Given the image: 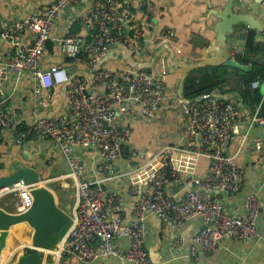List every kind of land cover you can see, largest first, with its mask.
<instances>
[{
	"label": "built area",
	"instance_id": "1",
	"mask_svg": "<svg viewBox=\"0 0 264 264\" xmlns=\"http://www.w3.org/2000/svg\"><path fill=\"white\" fill-rule=\"evenodd\" d=\"M78 1L48 0L38 12L0 22V40L13 46L8 58L0 59V78L10 72L26 71L38 80V92L54 85L65 87L66 110L63 113L57 116L35 113L34 120L16 126L13 135V141L18 145L38 134L52 139L66 160L67 175L74 182V222L63 238L59 252L50 253L53 258L74 254L81 261L92 262L114 256L133 264H150L142 244L148 212L169 220L176 228L191 216L201 215V228L188 250L191 257L212 252L224 236L248 241L259 238L257 219L263 201L258 193L252 192L245 197L244 210L239 213L227 211L214 193L216 189H223L232 197L241 189L243 174L236 156L245 138H240L236 152H227L238 108L230 100L218 99L213 91L203 92L192 100L180 99L178 105L184 119L180 142L164 145L143 165L126 172L135 198L133 219L124 221L122 210L126 198L122 192L109 188L106 182L121 176L115 163L122 146L131 139V113L137 110L144 116L153 115L168 99V93L162 76L145 68L120 76L101 66L91 70L90 76H80L68 72L63 64L48 67L40 64L52 36L55 18L61 10ZM130 1L134 9L151 2ZM133 16L124 0H91V7L79 16L89 37L79 34L62 37L64 56L73 61L83 58L92 66L117 43H127L132 52H139L143 46V29L134 27ZM25 30L33 34L27 44L21 41ZM5 100L0 97V129L13 125L11 115L4 108ZM38 102L46 104L42 99ZM254 120L264 123L258 110ZM256 146L258 149V143ZM77 148L83 151L78 154ZM88 150L98 158L97 169L102 174L99 177L88 175L96 167V159L86 153ZM202 154L209 159V170L199 175L195 169ZM86 158L92 161H85ZM184 176L187 188L177 200L166 186L170 180ZM9 194L14 198L17 211L27 209L32 202L28 185L22 181L0 187V197ZM121 237L128 241L124 249L115 244ZM172 244L178 248L180 238L176 237Z\"/></svg>",
	"mask_w": 264,
	"mask_h": 264
},
{
	"label": "crops",
	"instance_id": "2",
	"mask_svg": "<svg viewBox=\"0 0 264 264\" xmlns=\"http://www.w3.org/2000/svg\"><path fill=\"white\" fill-rule=\"evenodd\" d=\"M125 1L126 7L134 15V27L143 29V46L139 52H132L127 43H117L92 66L83 58L75 61L67 59L62 51L61 38L71 35L69 31L74 21L78 20L80 23L81 12L91 7V0H79L75 5L61 10L55 18L52 36L47 42L40 64L43 67L63 64L68 72L80 76H90L91 70L101 66L120 76L139 68L162 76L168 99L151 116L141 115L137 110L131 113V139L127 145L122 146L115 163L121 176L113 182H106L109 188L122 192L126 198V205L122 210L125 222L133 219L132 203L135 198L126 172L143 165L151 154L164 145L180 142L184 119L178 104L184 97H180L178 91L181 87L182 92L186 76L197 74L205 66H214L216 69L215 63H221L229 57L241 63L257 65L243 73L236 67L226 66L220 89L213 90L218 99L230 100L238 108L227 152H236L240 138H245L236 156L243 174L241 189L232 197L223 189H216L214 193L230 213L243 212L245 197L252 192L258 193L263 201L257 219L260 237L248 241L224 236L212 252L191 257L188 250L194 235L201 228V215L191 216L176 228L169 220L148 212L145 216L142 244L148 252L150 264H264V123L254 120L257 110L264 118V83L254 85L256 79L249 81L250 71L264 65V0H240L242 5L235 0V12L248 13L251 25L244 21L233 23L232 30L226 34L227 43L224 44L216 37L215 25L219 21L218 14L223 11L228 0H151L147 6L136 9L132 7L130 0ZM47 3L48 0H0V22L38 12ZM254 6H257L255 12ZM76 34L89 37L88 31L82 26ZM32 36L30 31L25 30L21 34L22 43H29ZM248 37L252 41L249 39L247 44ZM12 47L10 42L0 40V59L8 58ZM37 88L38 80L26 71L20 74L10 72L0 78V97L6 98L4 108L13 119L11 127L0 129V176L12 172L11 164L14 160L35 168L39 174L37 184L50 189L57 205L73 216L74 182L67 175V163L58 145L44 134H38L20 145L13 141L15 127L31 123L35 113L57 116L66 110L64 85L41 88L39 92ZM39 99L46 104H39ZM148 128H152L153 133L155 148L152 151L146 150L144 145L146 137L143 131ZM82 151L81 148L75 149L78 154ZM86 153L96 159V167L88 175L91 178L99 177L102 174L97 169L98 158L93 151L88 150ZM85 161L92 160L86 158ZM208 170L209 159L202 154L198 158L195 172L203 175ZM186 186L187 178L184 176L178 180H170L166 188L179 200ZM0 206L7 211H17L12 194L1 196ZM31 231L27 222L15 223L9 227L5 246L0 252V264H11L19 252L27 250ZM176 237L180 238L178 248H174L172 244ZM127 243V239L121 237L115 244L119 249H124ZM59 250L60 248L43 249V255L51 258L53 264H133L114 256L92 262L81 261L74 254H62L59 258H53L50 253Z\"/></svg>",
	"mask_w": 264,
	"mask_h": 264
},
{
	"label": "water",
	"instance_id": "3",
	"mask_svg": "<svg viewBox=\"0 0 264 264\" xmlns=\"http://www.w3.org/2000/svg\"><path fill=\"white\" fill-rule=\"evenodd\" d=\"M234 2L235 0H228L223 11L218 14L219 21L215 25L216 37L223 44L227 43L226 34L232 30L233 23L244 21L251 25L248 13L235 12ZM239 4L242 5V2L240 1ZM256 10L257 6H254L253 11ZM215 64L220 78H224L226 66L236 67L241 73L257 67L250 63H241L232 57ZM178 93L182 97L181 87ZM11 167L12 172L0 176V187L22 181L28 185L32 202L23 211H7L0 206V252L5 246L9 227L15 223L27 222L32 228L29 247L26 251L19 252L11 264H53L51 258L44 257L43 249H58L59 244L72 226L74 218L57 205L55 195L50 189L37 184L39 174L35 168L17 160L12 162Z\"/></svg>",
	"mask_w": 264,
	"mask_h": 264
},
{
	"label": "trees",
	"instance_id": "4",
	"mask_svg": "<svg viewBox=\"0 0 264 264\" xmlns=\"http://www.w3.org/2000/svg\"><path fill=\"white\" fill-rule=\"evenodd\" d=\"M81 26L79 21L75 20L69 33L76 34ZM249 39L252 41V39L248 37L247 44ZM252 79H256L258 83H264V65L260 69L250 71L249 81ZM223 81L224 80L217 74L214 66L201 67L197 74L186 76L182 85V95L185 99L192 100L203 92H211L219 88ZM245 83H247V80ZM258 98L259 97H257V100Z\"/></svg>",
	"mask_w": 264,
	"mask_h": 264
},
{
	"label": "rangeland",
	"instance_id": "5",
	"mask_svg": "<svg viewBox=\"0 0 264 264\" xmlns=\"http://www.w3.org/2000/svg\"><path fill=\"white\" fill-rule=\"evenodd\" d=\"M151 130H152V128H150V129L148 128V129H146V130L143 131V134H145V137H146V143L144 144L145 145V148H146V150H150V151L154 150V148H155L153 146V137H152L153 133H152ZM13 202H14V198H13Z\"/></svg>",
	"mask_w": 264,
	"mask_h": 264
},
{
	"label": "bare ground",
	"instance_id": "6",
	"mask_svg": "<svg viewBox=\"0 0 264 264\" xmlns=\"http://www.w3.org/2000/svg\"><path fill=\"white\" fill-rule=\"evenodd\" d=\"M59 246H61L60 244H59ZM60 248V247H59Z\"/></svg>",
	"mask_w": 264,
	"mask_h": 264
}]
</instances>
